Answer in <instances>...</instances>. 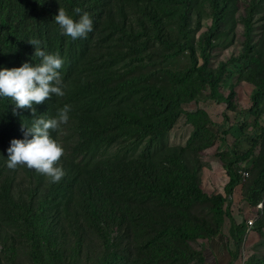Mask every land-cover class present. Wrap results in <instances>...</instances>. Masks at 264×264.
<instances>
[{
  "label": "rangeland",
  "instance_id": "obj_1",
  "mask_svg": "<svg viewBox=\"0 0 264 264\" xmlns=\"http://www.w3.org/2000/svg\"><path fill=\"white\" fill-rule=\"evenodd\" d=\"M216 1L219 28L208 61L199 59L198 66L203 75L223 72L218 86L229 101L228 109L213 101L210 89L198 80L189 51L177 52V48H168L155 38L159 35L196 48L200 35L214 23L215 11L208 0H194L186 35L179 28L178 0H112L113 5L103 9L101 24L83 55H76L72 47L63 57L56 51L64 61L61 69H71L80 79L112 72L125 73L126 79L144 77L163 95L181 100L182 114L159 141L136 132L84 152L74 150L80 141L77 120L69 119L50 130L64 149L56 164L78 176L77 180L94 165L132 161L138 168L149 169L153 176L164 169L176 177L191 176L206 199L186 207V201L166 203L135 195L129 204L131 217L139 220L140 213L146 214L142 207H150L153 218L168 220L165 236L157 238L154 232H142L138 224L124 230L126 234L111 230L102 238L83 223V214L76 211V198L68 192L45 199L50 189L48 176L24 165L15 169L6 166L4 149L12 138L20 137H7L0 117V264H40L39 258L41 264H106L105 257L113 254L116 264H264V189L260 193L261 207L247 202L259 193L255 189L264 187V178L259 180L264 168V136L253 147L247 137L252 133L253 118L244 114L264 77V0ZM248 44L252 49L249 56L256 62L245 70L243 63L236 61L244 57ZM141 85L104 103L100 107L102 116L111 118L112 110L121 107L131 115L149 119L144 111L149 113L158 103ZM225 115L234 130L246 121V132L233 130L223 139ZM259 122L264 128V115ZM21 124L18 130L22 137ZM247 154L246 160L233 164ZM227 164H232L239 176L241 171L249 174L232 196L225 193L230 182ZM4 184L9 187L11 201L3 197ZM216 195L231 201L232 216L243 224L239 246L230 235L228 217H223L222 229L216 232L210 200ZM26 210L35 220L25 214ZM251 219L255 220L252 229L247 222ZM114 239L116 247L111 252L108 242Z\"/></svg>",
  "mask_w": 264,
  "mask_h": 264
},
{
  "label": "trees",
  "instance_id": "obj_2",
  "mask_svg": "<svg viewBox=\"0 0 264 264\" xmlns=\"http://www.w3.org/2000/svg\"><path fill=\"white\" fill-rule=\"evenodd\" d=\"M181 5L179 16V28L184 35L187 33L188 14L192 9L194 0H178ZM214 8V23L198 39L197 47L190 46L187 42L171 41L162 39L157 35L156 41L168 48H177V52L189 51L193 70L199 81L203 82L209 89L211 99L218 105H225L228 109L229 101L220 93L219 83L223 75L222 71L217 74H202V67H199V59L204 63L208 61L209 54L213 48L215 33L219 28L220 9L216 0H208ZM113 5L112 0H0V66L11 68L18 67L22 62L34 63L38 58L33 55L34 48L27 40L36 38L41 41L40 47L49 53L59 51L63 57L64 53L70 49L76 51V55H83L89 46V39L96 32L101 24L103 9ZM80 8L87 11L93 20V30L84 38L71 39L69 36L61 35L58 25L53 20L58 8L65 9L69 14L74 15V9ZM154 18V17H153ZM152 18V19H153ZM248 38L250 31L247 33ZM247 52L240 62L244 69L248 70L255 65L254 57L249 54L252 51L249 44ZM196 53L199 54L197 57ZM73 66V65H72ZM61 78L64 85L65 95L62 97L51 96L41 104H34L37 115L44 118L55 116L58 109L65 104L70 105L71 111L69 119L77 120L80 128V141L75 146L76 152H84L104 143H112L115 140L131 136L136 132L142 133V137H149L151 141H159L175 125L182 110L183 102L172 96L163 95L160 89L145 82L144 77H131L126 79L125 73H110L108 75L91 74L84 75L83 78L74 76L71 69H60ZM86 76V77H85ZM69 83V85H68ZM142 84V85H141ZM141 85V89L151 93L157 100L158 106L151 107L148 113L144 111L149 119L131 115L121 107H115L111 112V118L102 116L100 107L109 101H113L122 93H128L130 88ZM264 105V77L256 85V92L252 96V105L244 111L245 115L253 118L252 133L247 135L253 143V147L260 144L264 136V128L260 125V118L264 115L262 111ZM7 97H0V117L2 119L3 133L8 136L19 135L18 127L21 123L30 126L32 113L27 108L16 109ZM228 116L225 115L226 123L223 125V139L234 130L228 126ZM248 128L244 121L234 130L238 133H245ZM51 133V132H50ZM233 155L238 154L233 151ZM246 158H237L233 164ZM230 182L226 187L227 196H232L234 190L243 182L242 176L234 172L232 164H227ZM148 174V175H147ZM76 175L64 172L61 179L55 183L50 181L45 199H56L60 192L67 193L76 198V211L83 214V223L86 224L97 236L104 238L108 232L114 230L117 235L125 233L124 230L130 229L140 224V230L151 234L154 232L157 238H163L168 232V220L153 218L150 207H142L144 213H140L139 220L131 217L130 201L135 195L141 198L153 197L158 202H180L186 201V207L191 206L195 201L203 202L206 197L194 183L193 178L185 176H175L165 169L161 173L153 176L149 169L138 168L132 161H117L104 165H94L87 168L83 178L77 180ZM264 178V168L259 174V180ZM3 197L6 201H11L9 187L2 186ZM264 189H255L259 192L254 199H248L249 204L259 205L260 193ZM193 200V201H191ZM212 202V213L216 232L222 229L224 216L231 221L230 235L235 244L239 246L240 235L243 224H238L230 212L231 201L223 196L216 195L210 198ZM60 206L59 200L55 201ZM226 205V206H225ZM25 214L31 219L34 215L29 210ZM79 222L76 220V223ZM146 227V228H145ZM151 232V233H150ZM36 238V235H35ZM118 239V237H117ZM109 240V239H108ZM116 239L108 242L111 252H114ZM61 251V250H59ZM106 264H116L115 255L105 257ZM41 264L42 259H38Z\"/></svg>",
  "mask_w": 264,
  "mask_h": 264
},
{
  "label": "clouds",
  "instance_id": "obj_3",
  "mask_svg": "<svg viewBox=\"0 0 264 264\" xmlns=\"http://www.w3.org/2000/svg\"><path fill=\"white\" fill-rule=\"evenodd\" d=\"M75 17L65 9L58 8L53 20L58 25L61 35L75 40L84 38L93 30V20L87 11L75 8ZM33 46L37 62H22L18 67L0 66V97H7L16 109L27 108L32 113L31 124H21L22 137L12 138L6 154V166L15 169L24 165L44 174L55 183L64 175L63 169L56 164L63 154L62 145L50 135V130L58 129L69 120L71 107H60L55 116L44 118L37 115L34 104H41L51 96L65 95L60 69L64 63L57 53H49L40 47L36 38L27 40ZM3 157V156H0Z\"/></svg>",
  "mask_w": 264,
  "mask_h": 264
},
{
  "label": "built area",
  "instance_id": "obj_4",
  "mask_svg": "<svg viewBox=\"0 0 264 264\" xmlns=\"http://www.w3.org/2000/svg\"><path fill=\"white\" fill-rule=\"evenodd\" d=\"M241 176H242V180L243 182H245L248 178H249V174L248 172H245V171H241L240 172ZM262 205H259V207H261ZM248 222V226L250 229H252L254 227V223H255V220L254 219H251Z\"/></svg>",
  "mask_w": 264,
  "mask_h": 264
},
{
  "label": "crops",
  "instance_id": "obj_5",
  "mask_svg": "<svg viewBox=\"0 0 264 264\" xmlns=\"http://www.w3.org/2000/svg\"><path fill=\"white\" fill-rule=\"evenodd\" d=\"M226 262H224L223 264H225Z\"/></svg>",
  "mask_w": 264,
  "mask_h": 264
}]
</instances>
